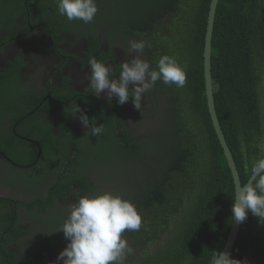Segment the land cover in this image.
<instances>
[{
    "label": "trees",
    "instance_id": "obj_1",
    "mask_svg": "<svg viewBox=\"0 0 264 264\" xmlns=\"http://www.w3.org/2000/svg\"><path fill=\"white\" fill-rule=\"evenodd\" d=\"M41 1L0 0V10L12 11L15 16L19 11L24 17L27 12L35 13L36 21L50 22L45 19L48 14L46 8L52 9L56 0H45V4L37 9ZM210 2L97 0V6L103 7L108 14H120L128 23L126 29L137 40H145L151 45L145 51L150 53L148 61L154 63L153 68L163 55L174 57L182 67L186 65L184 87L156 82L161 95L173 100V109L169 115L171 120L162 125L164 137L152 143L153 148L148 149L145 141L131 138L119 117L104 118L95 108L88 116L92 124L104 125L108 141L112 140L115 144L107 145V149L117 150V154L135 160L140 159L142 153L147 155L153 151L150 158L156 166L154 174L149 173V177L142 180H125L128 184L136 181L138 185L130 193L123 188L113 192L130 200L142 217L139 231L123 234L133 249L124 264H211L212 256L216 251L221 252L227 238L234 186L212 128L204 92L203 44ZM4 20L1 19V22ZM13 20L11 18L9 24ZM57 20L65 22L59 14ZM66 24L85 25L78 20ZM211 68L217 115L244 184L251 176L252 163L264 158L261 147L264 141V0L218 1ZM2 88L0 86V90ZM5 108L10 109L5 101H0V112ZM39 115L41 113L35 112L29 119ZM19 118L13 116V121ZM11 126L12 123L5 134L14 138ZM117 127L122 131L119 132ZM45 142L52 143L49 139ZM0 148L8 156L2 143ZM64 180L59 178V183L65 184ZM70 182L97 193L89 185L90 181L81 176L75 175L68 185ZM66 189L70 188L63 185V190ZM62 221L64 216L62 220H57L58 223ZM262 234L264 222L249 212L247 219L241 223L232 257L246 264H264L259 258H251L254 255L252 251L255 255L259 254L258 244L264 243ZM41 243L26 255L25 264L42 261L43 255L36 256L35 252H46L48 258L50 253H54L56 243ZM261 249L264 252V248ZM5 254L8 255L7 252ZM1 256L2 264H20L21 259L13 253L9 254L8 260Z\"/></svg>",
    "mask_w": 264,
    "mask_h": 264
},
{
    "label": "flooded vegetation",
    "instance_id": "obj_2",
    "mask_svg": "<svg viewBox=\"0 0 264 264\" xmlns=\"http://www.w3.org/2000/svg\"><path fill=\"white\" fill-rule=\"evenodd\" d=\"M44 4L42 0L36 8ZM98 9L94 21L83 26L66 24L63 16L65 22L58 21L56 4L46 8L45 19L50 22L36 21L35 13L27 12L24 17L19 11L15 16L12 11L0 10V101L10 107L0 112V145L8 151L7 156L0 148V264L1 254L8 260L11 253L25 264L26 255L40 242L57 245L50 258L46 252H35L43 255L37 264H50L51 258H56L67 244L58 231L64 221L57 220L66 219L68 203L95 194L82 185H72L73 181L68 185L75 175L90 181L97 193L118 192L120 188L130 193L138 185L127 180L154 174L153 151L142 153L138 160L119 155L117 150L107 149L115 144L108 141L105 131L97 137L85 134L79 112L73 111L78 105L88 116L95 108L104 118L119 117L130 137L145 141L148 149L164 137L162 125L171 120L173 100L161 95L157 84L144 94L140 109L134 107L131 92L127 103L117 105L115 98L110 102L105 93L97 98L88 87L85 77L90 59L107 63L118 75L120 63L130 58L125 55L128 40L138 39L126 29L128 23L120 14H108L101 6ZM148 57L150 53L145 51L142 58ZM35 112L41 115L29 119ZM13 116L20 118L13 121ZM11 123L14 138L5 134ZM48 139L52 143L45 142ZM261 147L264 150V141ZM59 178H65L63 185L69 190H63ZM261 236L264 239V234ZM260 246L264 248V243L258 244L259 254L252 251L251 258L263 262Z\"/></svg>",
    "mask_w": 264,
    "mask_h": 264
},
{
    "label": "clouds",
    "instance_id": "obj_3",
    "mask_svg": "<svg viewBox=\"0 0 264 264\" xmlns=\"http://www.w3.org/2000/svg\"><path fill=\"white\" fill-rule=\"evenodd\" d=\"M57 13L68 21H82L91 24L99 9L97 0H56ZM125 52L130 58L120 63L119 74L105 62L95 57L88 61V87L100 98H115L117 105H123L130 99L136 109L141 108L144 94L154 87L157 81L165 85L182 88L186 84V65L182 67L174 57L163 55L156 68L147 59L142 58L145 49L151 45L145 40H128ZM131 85V87H130ZM78 119L88 136H100L104 133L103 124H92L88 115L79 108ZM250 181L235 190L231 205L232 217L237 224L243 223L249 212L264 222V158L255 160L250 168ZM68 215L58 231H62L66 246L50 264H124L133 249L123 238L126 231H139L142 217L136 206L128 199L112 192L82 195L74 203L67 204ZM211 264H246L232 257L230 251L218 252L212 256Z\"/></svg>",
    "mask_w": 264,
    "mask_h": 264
},
{
    "label": "water",
    "instance_id": "obj_4",
    "mask_svg": "<svg viewBox=\"0 0 264 264\" xmlns=\"http://www.w3.org/2000/svg\"><path fill=\"white\" fill-rule=\"evenodd\" d=\"M218 1L219 0H211L209 9H208L207 20H206V28H205L204 44H203L204 46L203 47L204 92H205V98H206L207 111L209 113L212 128L214 130L215 136L218 140V143L222 150L224 159L230 171L232 183L234 186V194H235L236 188H238L243 183L240 179L239 172H238L236 163L234 161V157L228 146L226 137L222 131L220 121L217 115L216 106H215L213 82H212V71H211L212 70L211 68L212 40H213L215 16H216V11H217ZM248 182H251L250 177L246 183ZM240 228H241V223L237 224L234 221V218L232 217L229 231L227 234V238L225 240V244L221 252L223 251L232 252L235 242L238 238Z\"/></svg>",
    "mask_w": 264,
    "mask_h": 264
}]
</instances>
